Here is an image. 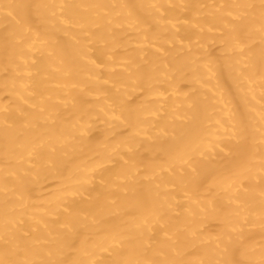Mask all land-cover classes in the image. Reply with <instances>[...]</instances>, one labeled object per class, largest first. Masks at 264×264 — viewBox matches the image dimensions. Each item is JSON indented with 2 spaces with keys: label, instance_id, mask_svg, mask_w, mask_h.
I'll return each mask as SVG.
<instances>
[{
  "label": "bare ground",
  "instance_id": "obj_1",
  "mask_svg": "<svg viewBox=\"0 0 264 264\" xmlns=\"http://www.w3.org/2000/svg\"><path fill=\"white\" fill-rule=\"evenodd\" d=\"M0 264H264V0H0Z\"/></svg>",
  "mask_w": 264,
  "mask_h": 264
}]
</instances>
